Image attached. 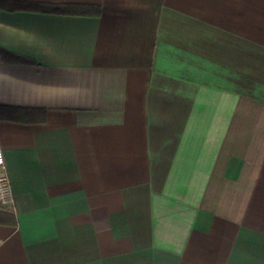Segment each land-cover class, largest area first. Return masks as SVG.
Wrapping results in <instances>:
<instances>
[{"label": "crops", "instance_id": "crops-1", "mask_svg": "<svg viewBox=\"0 0 264 264\" xmlns=\"http://www.w3.org/2000/svg\"><path fill=\"white\" fill-rule=\"evenodd\" d=\"M0 264H264V0H0Z\"/></svg>", "mask_w": 264, "mask_h": 264}, {"label": "built area", "instance_id": "built-area-1", "mask_svg": "<svg viewBox=\"0 0 264 264\" xmlns=\"http://www.w3.org/2000/svg\"><path fill=\"white\" fill-rule=\"evenodd\" d=\"M0 167L5 168L4 149L0 142ZM0 205L13 206L15 198L10 179L6 173L0 175Z\"/></svg>", "mask_w": 264, "mask_h": 264}, {"label": "trees", "instance_id": "trees-1", "mask_svg": "<svg viewBox=\"0 0 264 264\" xmlns=\"http://www.w3.org/2000/svg\"><path fill=\"white\" fill-rule=\"evenodd\" d=\"M11 54H12V52H10L9 50H7V49L3 48L2 46H0V56L1 57L5 58V56L11 55Z\"/></svg>", "mask_w": 264, "mask_h": 264}]
</instances>
